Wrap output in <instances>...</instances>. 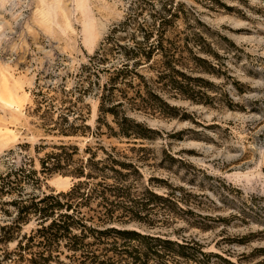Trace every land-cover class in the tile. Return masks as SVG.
<instances>
[{
    "label": "rangeland",
    "instance_id": "rangeland-1",
    "mask_svg": "<svg viewBox=\"0 0 264 264\" xmlns=\"http://www.w3.org/2000/svg\"><path fill=\"white\" fill-rule=\"evenodd\" d=\"M178 1L186 15L177 25L186 22L197 31L209 48L206 56L216 60L212 72H187L203 78L190 85L208 102L165 97L175 107L172 114L129 111L153 132L150 139L127 142L107 136L109 114L95 121L90 92L77 102L89 126L84 134L44 130L33 106L39 88L58 95L73 84L79 66L131 0H0V170L17 144L37 170V157L50 147L35 151V144L66 140L78 146L74 157L85 145H115L127 158L140 156V177L124 197L140 218L125 226L177 241L195 238L204 251L236 264H264V0ZM39 177L33 188L46 192L72 182L59 172ZM33 225L30 220L21 232Z\"/></svg>",
    "mask_w": 264,
    "mask_h": 264
},
{
    "label": "trees",
    "instance_id": "trees-1",
    "mask_svg": "<svg viewBox=\"0 0 264 264\" xmlns=\"http://www.w3.org/2000/svg\"><path fill=\"white\" fill-rule=\"evenodd\" d=\"M185 15L178 0H131L123 18L79 66L70 87L58 95L36 90L33 111L44 130L84 134L89 126L77 102L87 92L96 99L95 121L109 114L113 126L105 124L107 136H123L127 142L150 139L153 132L129 111L172 114L175 107L165 97L208 102L209 96L190 85L203 78L187 72H212L216 60L206 56L209 48L197 31L186 22L177 25V18ZM45 145L50 149L37 157L38 170L22 144L8 149L10 156L0 170V264H177L179 258L191 264H236L204 251L195 238L177 241L124 225L140 218L124 201L140 177L139 155L127 158L115 145H85L82 156L74 157L78 146L62 139L35 144L34 149ZM51 172L69 175L68 188L35 190L39 176ZM30 220L34 225L21 232ZM11 241L14 246L7 249Z\"/></svg>",
    "mask_w": 264,
    "mask_h": 264
}]
</instances>
